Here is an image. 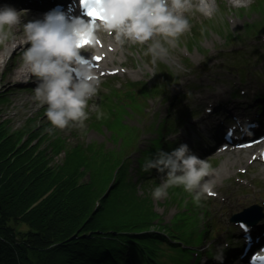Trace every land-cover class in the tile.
Masks as SVG:
<instances>
[{
	"label": "rangeland",
	"instance_id": "rangeland-1",
	"mask_svg": "<svg viewBox=\"0 0 264 264\" xmlns=\"http://www.w3.org/2000/svg\"><path fill=\"white\" fill-rule=\"evenodd\" d=\"M214 8L210 17L200 13L193 18L195 10L186 13V16L192 15L188 17L192 24L190 31L180 37L179 45L170 49L166 58L155 63L151 56L144 54L146 46L124 45L119 54L123 63L117 69L120 74L111 76L105 83L108 87L100 89L101 95L88 101L89 119L84 129L48 131L51 124L45 115L47 105L33 99L36 79L22 68L24 48L15 53L9 50L3 58L10 61L9 66L3 63L0 68V97L8 100L0 108V118L13 122L12 131L29 122L47 127L45 136L54 137L51 142L43 141L37 151L52 155L51 146L57 137L67 141L68 151L53 157L50 167L63 165L68 152L75 156V163L90 157L93 163H106L114 169L112 179L115 174L118 178L114 189H107L103 195L104 205L107 206L109 195L114 198L117 194L122 201L134 203V207L123 206V211L143 213L141 205L125 195L129 184L138 186L140 193L147 192L153 201L152 211L165 221L162 224L172 222L179 213L191 218L192 229L184 231L182 237L190 239L195 248L192 253L179 259L180 254L177 256L163 248L155 260H145L142 264H248L241 254L244 232L238 217L247 210L256 217L254 211H259L257 224L264 223V161L261 158L253 162L246 159L212 178L229 160L228 155L218 153L223 149L215 137L227 127L238 134L249 117L264 123V101L260 99L264 95L263 83L260 86L264 76V0H246L242 7L229 0H214ZM197 27L204 29L200 35L195 33ZM13 29L9 38L20 28ZM19 42L6 40L0 44V53L15 44L18 46ZM19 72L27 79L25 85L13 80L17 78L12 75ZM151 88L153 95L143 96ZM245 91L248 92L242 95ZM101 112L103 115L97 119ZM238 120L239 127L233 126ZM31 139V145H37L41 137ZM180 144H187L192 153L207 160L212 168L205 182L212 184L213 194L202 198L199 214L186 209V206L193 208L194 203L192 196L181 187L178 191L182 201L171 198L178 194L174 188L168 189L165 199H153L152 191L161 183V174L156 170L142 171L145 160L154 157L157 151L170 152ZM80 147L90 150L89 157L80 154ZM245 151L241 153L246 154ZM251 155H257L256 150ZM105 158L106 162H100ZM90 179L88 173L79 183ZM12 225L18 226L15 222ZM263 232L261 227V235Z\"/></svg>",
	"mask_w": 264,
	"mask_h": 264
},
{
	"label": "trees",
	"instance_id": "trees-1",
	"mask_svg": "<svg viewBox=\"0 0 264 264\" xmlns=\"http://www.w3.org/2000/svg\"><path fill=\"white\" fill-rule=\"evenodd\" d=\"M7 102L0 97V108ZM12 124L0 118V264H142L155 260L163 248L180 254L179 259L195 250L190 239L182 237L193 226L187 214L179 213L162 224L165 221L152 211L147 192L129 184L125 195L138 202L143 213L123 211V206L134 207V203L122 201L117 194L109 195L104 205L103 195L118 180L116 174L112 179L114 169L93 163L85 147H80V154L89 157L86 161L75 163L68 152L63 165L50 167L53 157L68 151L67 141L57 137L52 155L37 151L43 141L54 137L45 136L47 127L29 122L12 131ZM34 137H41L37 145H31ZM88 173L91 179L79 183ZM173 188L178 192L173 201H182L180 187ZM202 205L194 203L186 209L199 214ZM20 227L28 230H17Z\"/></svg>",
	"mask_w": 264,
	"mask_h": 264
},
{
	"label": "clouds",
	"instance_id": "clouds-1",
	"mask_svg": "<svg viewBox=\"0 0 264 264\" xmlns=\"http://www.w3.org/2000/svg\"><path fill=\"white\" fill-rule=\"evenodd\" d=\"M97 7L102 8V20L69 23L63 14L53 11L43 21L24 25L29 47L23 53L22 68L36 79L33 99L47 105L50 133L85 128L88 101L97 94L100 81L91 65L81 63L82 53L98 44L99 31L111 35L121 48L126 44L146 46L144 54L155 63L166 58L190 31L186 13L195 10L210 17L215 10L214 0H101ZM20 22V12L0 8V44ZM84 41H88L86 46H82ZM102 115L98 113L97 119ZM149 170L161 174V183L152 191L157 201L165 199L173 187H182L197 206L213 194L212 184L205 182L212 172L210 163L192 153L187 144L170 152L157 151L142 165V171Z\"/></svg>",
	"mask_w": 264,
	"mask_h": 264
},
{
	"label": "bare ground",
	"instance_id": "bare-ground-1",
	"mask_svg": "<svg viewBox=\"0 0 264 264\" xmlns=\"http://www.w3.org/2000/svg\"><path fill=\"white\" fill-rule=\"evenodd\" d=\"M53 1H58V0H29L28 2H24L23 0H0V8H4V7H11V8H14L16 11L20 12L21 13V22L19 25V30H15L12 34V36L9 38L10 42L12 41H15V40H19V45L16 46H13L11 49H4V51H2L0 53V68L2 67L3 63H5V65L8 67L9 64H10V61H4L3 58L5 57V54H7V52H9V50L11 51L10 53H15L16 50L20 49V48H24L25 51L26 49L29 47V44L26 40V36L24 34V25L27 24L28 22L30 21H43L44 20V17L49 13V12H46V10H42V9H49L52 5V2ZM231 4H235L236 6H240L242 7L243 4L246 3V0H229ZM6 2L8 3H12L11 6L10 5H7ZM29 4L31 7H29V9L27 8H21L20 4ZM61 3V2H60ZM60 3H57V4H60ZM17 4V5H16ZM63 4V3H61ZM70 8V7H68ZM23 9H26V10H23ZM194 15H193V18H196L198 17V15L200 16L201 14L197 11H193ZM66 17V20L70 23L71 21L68 19L67 15H65ZM188 17H192L191 14H188L187 15V18ZM189 19V18H188ZM75 21V20H74ZM190 22V20H189ZM192 25V24H191ZM193 27H196V26H193ZM192 27V28H193ZM197 31L195 32L196 34L200 35V30H202L203 32V28L200 29L199 27H197ZM14 30V29H12ZM195 33H193L195 35ZM97 39H98V44H96V46L94 47L95 49V52L94 53H91V54H87L89 58H92L94 55H99V56H103V63H99V64H94L93 66H91L97 77L100 79L102 73L104 71H106V67L108 68V72L112 69H118L119 68V63L120 64H123L120 60H119V54H121L122 52V48L124 47H120L118 45H116L113 37L111 35H109L107 32H104V31H99L97 33ZM22 40V41H21ZM257 42H262V40H258ZM125 55H127V52L125 53ZM26 71V70H24ZM23 72V71H22ZM12 76H14L15 78L17 79H13L15 83H22V85H25L26 83V78L23 79V77L21 76V72L17 73V74H13ZM164 86L161 85L160 87ZM149 90H152L151 89H146V91L144 92L143 96H145L146 92L149 91ZM148 93V92H147ZM242 95H244V93L242 92L241 93ZM151 95L150 93H148V96ZM206 112L207 113H211L210 112V109L206 108ZM214 119V118H213ZM14 121V120H13ZM13 123V122H12ZM210 128H212L210 126ZM251 130H248L247 132H243L240 134L239 136V141H249L246 140V138L250 137V133ZM115 133V132H113ZM226 137H227V132L225 131L224 133H221L218 136L215 137L216 141H218V144H220V146L222 147L223 150H219L218 153H221V154H226L228 155L227 156V160L229 158L228 161H225L224 164L221 166V168H219L215 173L214 175L212 176L215 177L217 175H223V173L225 171L223 170H226L229 169V168H232L233 166H235L236 164L238 163H242L244 162L246 159L249 160L251 162H253L254 160H259L260 158L263 159V155L264 154H259V155H251V152H252V148H249V149H246V154L244 153H241L243 151V149H236V148H233V149H225V140H226ZM227 147H230V146H227ZM217 150V149H216ZM260 156V157H259ZM249 161V162H250ZM250 210H247L244 214L242 213L238 219L240 220V222H243L245 224V228H243V232L245 233L247 231V228H261L263 224H257V219H258V216L260 215V212L259 211H254L257 213V216L254 217L253 214H250ZM256 218V219H255ZM12 224V223H11ZM258 225V226H257ZM257 226V227H255ZM245 259V258H244ZM35 264V263H34Z\"/></svg>",
	"mask_w": 264,
	"mask_h": 264
},
{
	"label": "snow or ice",
	"instance_id": "snow-or-ice-1",
	"mask_svg": "<svg viewBox=\"0 0 264 264\" xmlns=\"http://www.w3.org/2000/svg\"><path fill=\"white\" fill-rule=\"evenodd\" d=\"M101 3V0H81V6L85 9V15H87L93 21L102 20V8L97 7ZM88 41H84L82 46H86ZM95 61L98 63L101 57L96 56Z\"/></svg>",
	"mask_w": 264,
	"mask_h": 264
},
{
	"label": "water",
	"instance_id": "water-1",
	"mask_svg": "<svg viewBox=\"0 0 264 264\" xmlns=\"http://www.w3.org/2000/svg\"><path fill=\"white\" fill-rule=\"evenodd\" d=\"M28 264H34L33 262H30V263H28Z\"/></svg>",
	"mask_w": 264,
	"mask_h": 264
}]
</instances>
